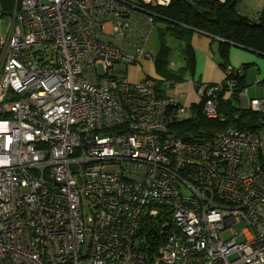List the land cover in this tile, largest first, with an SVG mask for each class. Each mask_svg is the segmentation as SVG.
I'll use <instances>...</instances> for the list:
<instances>
[{"label": "built area", "instance_id": "1", "mask_svg": "<svg viewBox=\"0 0 264 264\" xmlns=\"http://www.w3.org/2000/svg\"><path fill=\"white\" fill-rule=\"evenodd\" d=\"M170 2L12 0L0 32V264H264V126L184 141L168 132L167 111L184 107L155 92L163 79L125 74L152 61L150 7ZM223 89L198 82L207 117ZM241 95L263 122L264 96ZM140 224L159 229L148 245L135 241Z\"/></svg>", "mask_w": 264, "mask_h": 264}, {"label": "trees", "instance_id": "2", "mask_svg": "<svg viewBox=\"0 0 264 264\" xmlns=\"http://www.w3.org/2000/svg\"><path fill=\"white\" fill-rule=\"evenodd\" d=\"M241 1L171 0L167 6H156L151 9L156 14L153 18L155 22L165 23L160 31L161 47L157 55L152 58L156 71L163 76L162 78L173 83L188 79L192 82L196 93L198 82L201 80L195 76L196 60L191 38L197 32L206 34L218 42L219 64L225 72V78L221 81L224 89L216 94L218 118L206 116L203 110V97L199 96L200 100L191 103L188 107H184L179 101V106L184 107L182 115H177L170 109L167 111V125L170 134L204 141L212 140L217 134L230 129L250 130L256 133L260 126H264L260 113L249 107H242L240 104L241 93L244 90L247 91L249 99L264 96L263 92L260 96L249 97L246 72L250 67H253L252 63H227L231 47L258 54L264 59V7L259 12H251L242 6ZM1 2L3 10L9 11L12 0H2ZM166 38H174L178 41L179 54H181L183 64L177 68L169 65L168 56L171 47L167 44ZM229 66L235 68L234 73H226ZM161 82H157L155 92L160 96H167V92L162 89ZM230 82L234 85H228ZM255 84L261 85L264 90V77L257 80ZM188 110L190 111L189 115H187ZM185 113L186 115H184ZM221 117L224 119L222 120ZM256 125V128H249ZM192 172L193 168L187 167L183 174L189 175ZM152 224L156 227L159 225L157 220Z\"/></svg>", "mask_w": 264, "mask_h": 264}, {"label": "rangeland", "instance_id": "3", "mask_svg": "<svg viewBox=\"0 0 264 264\" xmlns=\"http://www.w3.org/2000/svg\"><path fill=\"white\" fill-rule=\"evenodd\" d=\"M132 1H138V0H132ZM153 7H150V9H152ZM9 11H4L3 16L0 18V32L5 35L9 24L11 22V16L10 14H8ZM165 25V23L163 22H159L153 19V23L151 25V30L146 42V52L149 53L152 57H155L161 47L160 45V31L161 28H163ZM167 44H169V46L171 47L170 53H169V60L171 62V66L173 68L178 67L181 63V54H179V49L177 48V43L175 41H173L172 39L166 38L165 39ZM139 68L141 69V72H135L134 75L137 74H142L143 76L147 75L148 78L150 79H157V78H162L163 76L159 75L158 72H155L154 69V64L152 62H150L149 60L146 59H142L139 63H138ZM99 73H103V68L101 65L97 66ZM130 73V72H128ZM256 73H257V69L256 67H251L248 69V71L246 72V76H247V83H248V90H249V97L252 96H260L263 94L264 90L262 88L261 85H257L255 84L256 82ZM0 74H1V66H0ZM142 76V77H143ZM141 77V78H142ZM138 79V78H137ZM164 79V78H162ZM169 80H163L162 82V89L165 90L167 92L168 95H172V96H177L180 99V103L181 105L183 104L182 102L184 101V98L186 97V95L189 92V80H184L181 82H175L173 83V85L167 86L166 82ZM221 81L219 82H213V83H217L219 84ZM187 85L186 88H184V86ZM170 87V88H168ZM184 107H188L185 106L183 104ZM190 114V111H187V115ZM186 115V113L184 114ZM183 115V116H184ZM181 190L183 191V193L185 195L190 196L192 194V191L189 188L184 187L183 185L181 186ZM92 203H91V198L88 196H85L84 194H82V198H81V214L82 217L84 219V221H87V218L92 215ZM245 227V223L244 222H237L235 223L231 228L233 230H236L237 232H240L242 229H244ZM232 235L231 231H226L224 232L223 236L225 238L230 237ZM237 238L240 240L242 239L241 236H237ZM135 241L137 243L143 242V244H150V240L148 237L143 236L141 238H139L138 236L135 237Z\"/></svg>", "mask_w": 264, "mask_h": 264}, {"label": "crops", "instance_id": "4", "mask_svg": "<svg viewBox=\"0 0 264 264\" xmlns=\"http://www.w3.org/2000/svg\"><path fill=\"white\" fill-rule=\"evenodd\" d=\"M241 4L244 8H246V10H249L251 12H259L264 7V0H242ZM172 40L177 43V48L179 49L178 41H176L174 38ZM217 43L218 42L216 40L211 39L210 36L198 32L195 33L191 38V44L194 48L195 60H196L195 76H198V78L202 82H209V83L219 82L225 78V72L219 64L220 58L217 52V46H218ZM259 56L260 55L254 54L252 52L238 50L237 48L231 47L227 59V63L241 64L243 62L245 63L251 62L253 67H256L257 69V73H256V82H257V80L262 79L264 77V59ZM150 62L154 64L153 61ZM138 63L131 64L125 69V74L128 76V78H130L133 81L139 80L143 76L142 74L134 75L135 72H141ZM182 64L183 61L179 66H181ZM169 65L170 66L172 65L170 60H169ZM153 67L155 69V72H157L156 66L154 65ZM143 77H147V75ZM188 85H189V92L184 98V101L182 102L185 106H189L191 103L198 101V98L194 92V86L190 80ZM186 87L187 85L184 86V88ZM241 98H243V96H241L240 99Z\"/></svg>", "mask_w": 264, "mask_h": 264}, {"label": "water", "instance_id": "5", "mask_svg": "<svg viewBox=\"0 0 264 264\" xmlns=\"http://www.w3.org/2000/svg\"><path fill=\"white\" fill-rule=\"evenodd\" d=\"M240 104H241V106L243 107H245L246 106V98L245 97H243V98H241L240 99ZM257 127V125L256 126H250L249 128H256ZM183 140L184 141H188L189 140V137H187V136H184L183 137ZM159 231V229L158 228H149V227H147V226H144V225H142V224H140L139 226H138V232H142L143 234H144V236H148V234L150 233V232H154V233H157Z\"/></svg>", "mask_w": 264, "mask_h": 264}, {"label": "flooded vegetation", "instance_id": "6", "mask_svg": "<svg viewBox=\"0 0 264 264\" xmlns=\"http://www.w3.org/2000/svg\"><path fill=\"white\" fill-rule=\"evenodd\" d=\"M149 235V234H148ZM146 237H148L149 239L151 238L150 236H146Z\"/></svg>", "mask_w": 264, "mask_h": 264}]
</instances>
